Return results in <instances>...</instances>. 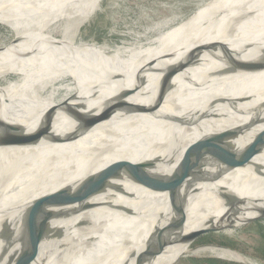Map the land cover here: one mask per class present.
Here are the masks:
<instances>
[{
    "label": "bare ground",
    "instance_id": "1",
    "mask_svg": "<svg viewBox=\"0 0 264 264\" xmlns=\"http://www.w3.org/2000/svg\"><path fill=\"white\" fill-rule=\"evenodd\" d=\"M98 4L0 0V25L20 43V53L0 57V129L33 132L43 126L50 105L63 104L55 85L76 82L83 69L106 74L80 95L74 93L79 86L71 88L67 105L82 108L80 114L54 111L46 131L0 147V226H13L0 234V264H21V254H34L27 264H159L185 253L188 243L181 240L194 232L249 220L260 211L264 217V146L233 168L204 155L170 192L155 193L142 177L131 178L165 181L184 155L217 136L224 157L264 141V0H208L200 13L131 54L122 47L112 57L86 54L63 65L78 57L80 45L59 24L87 19ZM199 38L202 45L190 49ZM39 44L51 45L49 69L10 83L43 57ZM35 50L41 51L27 57ZM207 51L215 56L167 75L187 52ZM122 92L130 93L125 102L136 112L108 109ZM104 110L110 111L106 119L99 117ZM128 165L137 169L128 172ZM84 182L105 187L77 202L73 189ZM42 197L47 199L39 211L21 222ZM172 206L185 214L177 218ZM163 243L161 253L147 256ZM218 248L202 251L253 264Z\"/></svg>",
    "mask_w": 264,
    "mask_h": 264
},
{
    "label": "rangeland",
    "instance_id": "2",
    "mask_svg": "<svg viewBox=\"0 0 264 264\" xmlns=\"http://www.w3.org/2000/svg\"><path fill=\"white\" fill-rule=\"evenodd\" d=\"M207 1L89 0L92 3H100L87 19L81 21H66L58 26L61 28L65 27V30H67V38L74 39L75 43L80 45V48L77 49L79 52L78 57L64 61L63 65L71 64L72 66L74 65L73 63L79 62L83 58L82 56L86 54L94 57L98 55H110L112 57L114 55L112 52L122 47L126 54H131L132 50L146 46L149 41L162 32L178 26L191 16L200 13L206 6ZM220 40L217 39L214 41L213 45H216ZM193 43L195 44H192V48L190 49L200 47L203 41L199 38ZM39 46H41V50L44 52L42 53L43 57H36L31 62L29 60L30 63L27 65V72H21L19 74L20 78L18 80H11L10 83H24L31 78V76L26 77L25 74H42L49 69L50 61L46 58L49 55L48 50L51 45L39 44ZM41 50H35V52L29 53L27 57H33ZM18 53H20V43L17 37L8 28L0 25V57H8ZM214 56L215 53L213 51H207L206 53L197 52L196 55L194 54L196 61H202L203 59ZM127 60L130 61V59ZM170 65H165L164 67L169 68L173 64ZM104 75H106L105 72L100 68L83 69L79 76H77L78 79H76V82H60L55 85L54 92L63 104H70V100L73 99V96L68 97V95H71L69 94L71 88L79 86L81 89L74 93L79 92L80 95L87 90L86 85H89L92 81L101 80ZM261 75L256 79L260 78ZM3 96L6 97L5 94ZM50 106L55 108L53 105ZM55 112L58 113L59 111L56 110ZM198 246L202 247L194 251L191 250V248ZM206 247L229 248L228 250H232L241 255L250 261V263L264 264V219L247 223L239 228L235 227V229L207 233L197 238L192 244L188 243L185 247V253L159 264H247L244 262L230 261L217 253L213 254L208 251H202Z\"/></svg>",
    "mask_w": 264,
    "mask_h": 264
},
{
    "label": "water",
    "instance_id": "3",
    "mask_svg": "<svg viewBox=\"0 0 264 264\" xmlns=\"http://www.w3.org/2000/svg\"><path fill=\"white\" fill-rule=\"evenodd\" d=\"M169 58V57H166ZM166 58L160 59V60H164ZM196 59L195 57L191 54V53H186L183 57H182V61L181 63H179L178 65L174 66L173 69H171L169 73H167V75H170V73H172V71H179L184 69L185 67H192V66H196ZM153 64L150 66L152 67ZM153 73V71L149 70L147 73ZM131 97L129 92H122L118 95L117 99L114 100V102H112L110 105H108V109H112V108H123L126 112L127 111H132V112H136L137 110H135L134 108H131L130 106H128L125 102V100L127 98ZM223 103L225 105H227V107L230 109L233 107V104H228L226 103V101H221L220 104ZM261 106L264 108V102L261 103ZM107 108L105 110H108ZM61 111V113H63V115L65 116H76L78 114H80L82 112V108H77L75 110H73L71 107H69L67 104H62L59 105L56 108H52L50 109L44 118V124L43 126L37 128L36 130H34L31 133H26V131H22V130H7V129H3L1 127L0 129V147L2 146H14V145H18L20 143H23L25 140H27L28 138L36 135V134H40L43 133L44 131H46L48 129V125L50 123V121L52 120L53 117V113L54 111ZM103 111V113H101V115H99L100 118L102 119H106L107 115L110 111ZM203 118L200 117L199 120H201ZM218 138H220V136L211 138L209 143L205 146L202 147L200 150L198 151H193L190 153H187L186 155H184V157L181 159L179 165H178V169L175 173H173L168 179H166L165 181L162 180H155V181H151V179H149L145 174H143L142 176H131L132 179L138 180L139 177L143 178V183L146 185H149V187L155 192V193H165V192H170V190L177 188L180 184H182V182L184 180H186L187 177H185V172L186 170L193 166V164L197 163L204 155H209L211 157H213L214 159H216L219 162H223L225 164H227L230 168L233 167H238V166H243L246 164V162L253 156L256 155L261 148L264 146V141H261L259 143L254 144L253 146H251L250 148H248L247 150L243 151L241 154H239L238 156H232V157H224L223 155H221V152L223 151L222 148L218 147L216 142L218 140ZM128 169V172H132L135 171L137 169L136 166L133 165H128L126 167ZM124 169V168H122ZM97 180V178L95 179ZM101 180L98 178V183H100ZM105 185L103 183L101 184H95V183H89V182H84L82 184H80V186L77 188L73 189V194H74V200H76L77 202H82L85 203L87 201V197L89 195L92 194V192L94 191H99L101 189L104 190ZM86 191V193L88 194H83ZM47 199V197H42L36 201H34L27 209V211L25 213L22 214V216L20 217V221L23 222L22 220H25L31 216H33L35 213H37L39 211V209L41 208V205L43 204V202ZM88 207V205H86ZM173 212L175 213V215L178 217H182L185 213L184 210L179 208V207H174L172 206ZM111 210V209H109ZM262 213L263 211H260L257 213V215H255V217H253L252 219L249 220H245V221H236L233 223H229V224H224L221 226H214V227H209L207 229H203L197 232H194L186 237H184L181 240V243H190L192 244L193 241H195L197 238L210 233V232H215V231H223V230H229V229H235L239 228L247 223H251L257 220H262L264 219V217H262ZM128 214V213H125ZM12 225H9V223H5L4 225L0 226V234H5L7 232H9L12 229ZM167 246L166 243L161 244L160 246H158L157 249L150 251L149 253H147V256H155L159 253L162 252V250ZM202 246H207V245H202ZM202 246H198L195 248H191L192 251H194L195 249L202 247ZM229 249V248H228ZM34 254H21L18 257V262H20L21 264H27L30 261V258L33 257Z\"/></svg>",
    "mask_w": 264,
    "mask_h": 264
}]
</instances>
